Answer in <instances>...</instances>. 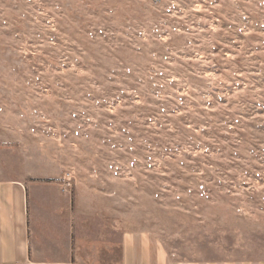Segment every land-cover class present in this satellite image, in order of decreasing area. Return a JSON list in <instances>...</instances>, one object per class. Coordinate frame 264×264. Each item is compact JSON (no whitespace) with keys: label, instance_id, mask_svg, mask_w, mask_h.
<instances>
[{"label":"rangeland","instance_id":"rangeland-1","mask_svg":"<svg viewBox=\"0 0 264 264\" xmlns=\"http://www.w3.org/2000/svg\"><path fill=\"white\" fill-rule=\"evenodd\" d=\"M0 145L175 264L264 263V0H0Z\"/></svg>","mask_w":264,"mask_h":264},{"label":"crops","instance_id":"crops-1","mask_svg":"<svg viewBox=\"0 0 264 264\" xmlns=\"http://www.w3.org/2000/svg\"><path fill=\"white\" fill-rule=\"evenodd\" d=\"M32 161L0 145V264H175L152 233L127 231L124 214L120 227L94 196L68 186L70 173Z\"/></svg>","mask_w":264,"mask_h":264},{"label":"built area","instance_id":"built-area-1","mask_svg":"<svg viewBox=\"0 0 264 264\" xmlns=\"http://www.w3.org/2000/svg\"><path fill=\"white\" fill-rule=\"evenodd\" d=\"M68 177H69V175H68ZM68 186H70V184H71V182H70V180H66V182H65Z\"/></svg>","mask_w":264,"mask_h":264}]
</instances>
